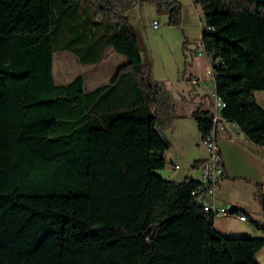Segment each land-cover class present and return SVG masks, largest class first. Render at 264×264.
Returning <instances> with one entry per match:
<instances>
[{
	"label": "trees",
	"instance_id": "trees-1",
	"mask_svg": "<svg viewBox=\"0 0 264 264\" xmlns=\"http://www.w3.org/2000/svg\"><path fill=\"white\" fill-rule=\"evenodd\" d=\"M143 3L177 24L168 0H0V264H259L263 227L231 208L262 237L219 235L191 197L198 183L156 173L170 143L152 110L171 108L152 87L126 17ZM205 23L220 117L264 148L254 98L264 92L260 14L237 4ZM107 49L126 60L107 84L85 91L80 75L55 83L56 52L97 65ZM192 120L206 138L211 111L199 106ZM255 199L264 213L262 187Z\"/></svg>",
	"mask_w": 264,
	"mask_h": 264
},
{
	"label": "rangeland",
	"instance_id": "rangeland-1",
	"mask_svg": "<svg viewBox=\"0 0 264 264\" xmlns=\"http://www.w3.org/2000/svg\"><path fill=\"white\" fill-rule=\"evenodd\" d=\"M175 4L178 9L177 24H169V13L158 9L155 3H143L137 5L127 13L126 17L135 30L138 40L140 57L143 67L152 87L157 86V91L163 98L168 97L169 104L153 106V113L160 115L162 119L161 132L169 140L173 133L177 137L178 126L182 125L188 133L196 136V126L193 121L189 123H179L178 117L186 115L190 111V106L197 104L204 98V104L213 102L214 84H200L189 92L180 93L178 88L186 84V80L194 76L206 73L212 58L208 57L202 47V34L206 32V15L211 12L225 11L230 6L237 4L244 5L250 10H256L264 25V0L260 7L246 5L244 0H168ZM153 23H157V28H153ZM203 54L202 57L199 55ZM126 64V60L110 49H107L101 62L97 65H82L77 58L68 52H56L53 56V79L58 85H66L75 77L82 76L84 80V90L91 91L95 88L107 84L116 71ZM201 73V74H200ZM256 100L264 105V93H255ZM162 101H164L162 99ZM166 101V100H165ZM202 106V105H199ZM198 106V107H199ZM206 106H203L206 109ZM189 114V113H188ZM189 122V121H188ZM173 135V136H174ZM172 139V138H171ZM179 146V145H178ZM178 146L171 148L165 157L166 166L160 173L166 177L171 168L168 160L172 153L178 151ZM201 153L208 159V153L200 144ZM179 168L188 164H183L177 160ZM158 172V171H157ZM156 172V173H157Z\"/></svg>",
	"mask_w": 264,
	"mask_h": 264
},
{
	"label": "crops",
	"instance_id": "crops-1",
	"mask_svg": "<svg viewBox=\"0 0 264 264\" xmlns=\"http://www.w3.org/2000/svg\"><path fill=\"white\" fill-rule=\"evenodd\" d=\"M205 75L206 73H202V75H198L197 77L204 78ZM178 90L180 93L189 92L187 83L184 86L181 85ZM254 98L264 111V105L256 100L255 93ZM200 99L201 101L196 102L197 104L192 103L188 112L189 114L187 113L184 116L178 117L177 121L179 123H189L192 125V113L194 110L199 105L206 106V103L204 104L203 102L204 98ZM210 108L211 103H208L206 109L210 110ZM173 135L172 133L171 137H169L170 148L172 146L175 149L179 145V150L172 153L169 157L168 162L171 168L168 171L169 173L165 175L166 177L160 171L157 174L163 179L175 183H181L185 179L199 180V166L196 168L192 166L193 163L201 164L206 161V157L201 153V138L199 134L194 136L191 132L188 133L182 124L178 126L177 137ZM216 143L224 168V177L215 193V206L227 210L239 208L247 214L249 220L264 228V213L261 210L259 202L255 199L258 187H262L264 193V148L250 143L235 124L227 122L217 131ZM167 152L164 153V158L167 156ZM177 160H180L184 165L188 164V166L186 165L178 170H174L173 165L177 164ZM163 172L166 173V170H163ZM213 229L223 237H262L260 230L250 225L240 215L228 214L214 218ZM256 261L259 264H264V247L257 253Z\"/></svg>",
	"mask_w": 264,
	"mask_h": 264
},
{
	"label": "built area",
	"instance_id": "built-area-1",
	"mask_svg": "<svg viewBox=\"0 0 264 264\" xmlns=\"http://www.w3.org/2000/svg\"><path fill=\"white\" fill-rule=\"evenodd\" d=\"M157 26V23H153L154 29H156ZM199 56L202 57L203 54H200ZM185 82L190 91L200 84L208 85L213 83L215 86V75L212 65L207 69L204 78L194 76ZM213 96L214 98L210 108L212 114V128L210 134L201 140L202 146L208 153V159L199 166L200 178L199 180H194L199 184V187L191 192V197L195 201V204L200 207L204 213L216 218L228 215L229 210L215 206V193L224 177V168L216 143V133L226 122L220 117V111L225 108V104L215 93ZM173 169L178 170L179 166L175 164L173 165Z\"/></svg>",
	"mask_w": 264,
	"mask_h": 264
},
{
	"label": "water",
	"instance_id": "water-1",
	"mask_svg": "<svg viewBox=\"0 0 264 264\" xmlns=\"http://www.w3.org/2000/svg\"><path fill=\"white\" fill-rule=\"evenodd\" d=\"M158 133L160 134V136H161L164 140H166V138H165L164 135L162 134L161 130H158Z\"/></svg>",
	"mask_w": 264,
	"mask_h": 264
}]
</instances>
